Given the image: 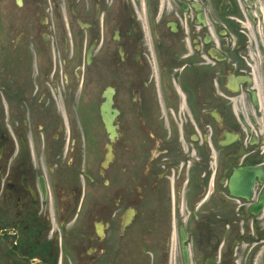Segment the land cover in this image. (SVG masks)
<instances>
[{
	"label": "flooded vegetation",
	"instance_id": "flooded-vegetation-1",
	"mask_svg": "<svg viewBox=\"0 0 264 264\" xmlns=\"http://www.w3.org/2000/svg\"><path fill=\"white\" fill-rule=\"evenodd\" d=\"M260 3L0 0V264H264Z\"/></svg>",
	"mask_w": 264,
	"mask_h": 264
},
{
	"label": "water",
	"instance_id": "water-1",
	"mask_svg": "<svg viewBox=\"0 0 264 264\" xmlns=\"http://www.w3.org/2000/svg\"><path fill=\"white\" fill-rule=\"evenodd\" d=\"M104 100L105 101L101 107L102 120H103V123L105 125V128L107 130H109V127H110L109 109H110V101L111 100H110V94L108 92L104 93ZM258 174L260 175L259 176L260 180H263V177H264L263 172H261V173L259 172ZM250 184H251V178L249 179V176H248L247 181L244 183H241V181H240V184L238 186L242 192H244L246 195H248L250 192ZM231 192H232V195H240V194H237L236 192H234L233 188H231Z\"/></svg>",
	"mask_w": 264,
	"mask_h": 264
},
{
	"label": "rangeland",
	"instance_id": "rangeland-1",
	"mask_svg": "<svg viewBox=\"0 0 264 264\" xmlns=\"http://www.w3.org/2000/svg\"><path fill=\"white\" fill-rule=\"evenodd\" d=\"M259 4H261V3H260V0H259Z\"/></svg>",
	"mask_w": 264,
	"mask_h": 264
}]
</instances>
